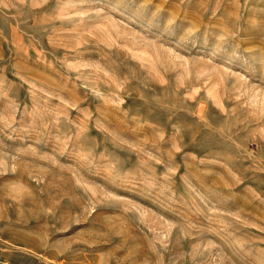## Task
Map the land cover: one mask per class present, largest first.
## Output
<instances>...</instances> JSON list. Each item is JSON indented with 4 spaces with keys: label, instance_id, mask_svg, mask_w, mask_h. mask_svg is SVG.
<instances>
[{
    "label": "rangeland",
    "instance_id": "obj_1",
    "mask_svg": "<svg viewBox=\"0 0 264 264\" xmlns=\"http://www.w3.org/2000/svg\"><path fill=\"white\" fill-rule=\"evenodd\" d=\"M0 264H264V0H0Z\"/></svg>",
    "mask_w": 264,
    "mask_h": 264
}]
</instances>
